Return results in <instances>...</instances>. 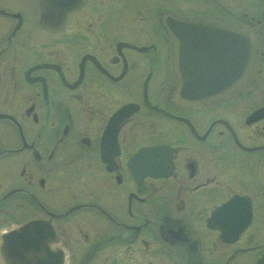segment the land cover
Here are the masks:
<instances>
[{"label": "flooded vegetation", "instance_id": "obj_1", "mask_svg": "<svg viewBox=\"0 0 264 264\" xmlns=\"http://www.w3.org/2000/svg\"><path fill=\"white\" fill-rule=\"evenodd\" d=\"M47 1L0 0V235L43 218L65 264H256L264 0ZM167 14L252 27L256 69L237 93L175 101ZM214 210L253 214L234 237Z\"/></svg>", "mask_w": 264, "mask_h": 264}, {"label": "water", "instance_id": "obj_2", "mask_svg": "<svg viewBox=\"0 0 264 264\" xmlns=\"http://www.w3.org/2000/svg\"><path fill=\"white\" fill-rule=\"evenodd\" d=\"M61 6V1L50 0V14ZM60 15L64 12L57 14ZM165 27L175 45L174 93L179 104H214L232 95L253 75L257 43L251 27L179 18H168ZM129 109L130 106L125 107L119 117L129 114ZM241 202L245 203V198L237 197L221 208L238 207ZM247 207L250 208L249 203ZM220 213L226 217L223 230L228 232L231 227L238 235L250 222L252 210H216L214 217ZM55 238V230L46 220L31 219L2 235L0 264H64L63 251L53 247ZM257 264H264V254Z\"/></svg>", "mask_w": 264, "mask_h": 264}, {"label": "rangeland", "instance_id": "obj_3", "mask_svg": "<svg viewBox=\"0 0 264 264\" xmlns=\"http://www.w3.org/2000/svg\"><path fill=\"white\" fill-rule=\"evenodd\" d=\"M192 12H194V11H192ZM9 225H10V223L5 222V223L3 224V227H5V226H9Z\"/></svg>", "mask_w": 264, "mask_h": 264}, {"label": "snow or ice", "instance_id": "obj_4", "mask_svg": "<svg viewBox=\"0 0 264 264\" xmlns=\"http://www.w3.org/2000/svg\"><path fill=\"white\" fill-rule=\"evenodd\" d=\"M227 208V206H225Z\"/></svg>", "mask_w": 264, "mask_h": 264}]
</instances>
